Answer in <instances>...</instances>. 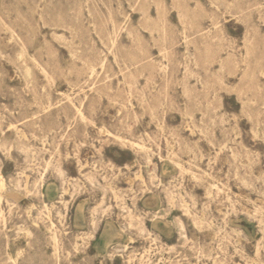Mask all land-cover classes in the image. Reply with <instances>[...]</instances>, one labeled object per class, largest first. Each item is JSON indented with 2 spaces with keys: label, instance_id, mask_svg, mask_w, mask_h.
<instances>
[{
  "label": "rangeland",
  "instance_id": "obj_1",
  "mask_svg": "<svg viewBox=\"0 0 264 264\" xmlns=\"http://www.w3.org/2000/svg\"><path fill=\"white\" fill-rule=\"evenodd\" d=\"M0 264H264V0H0Z\"/></svg>",
  "mask_w": 264,
  "mask_h": 264
},
{
  "label": "bare ground",
  "instance_id": "obj_2",
  "mask_svg": "<svg viewBox=\"0 0 264 264\" xmlns=\"http://www.w3.org/2000/svg\"><path fill=\"white\" fill-rule=\"evenodd\" d=\"M24 78V77H23ZM105 97V96H104ZM104 130H105V128H104ZM113 135V134H112ZM115 138V137H114ZM119 139V138H118ZM25 149V148H24ZM98 153V152H97ZM30 160V159H29ZM118 168V167H117ZM219 183V182H218ZM60 190H63V188H62V186L60 187ZM60 199H61V196H60ZM96 210V209H95ZM89 225H90V229H91V232H95V230H96V228H97V221L94 219V218H92V219H90V223H89ZM53 237L55 238V235H53ZM53 238V240H55ZM105 241H107V240H105Z\"/></svg>",
  "mask_w": 264,
  "mask_h": 264
}]
</instances>
